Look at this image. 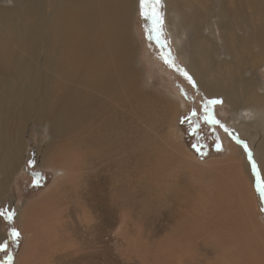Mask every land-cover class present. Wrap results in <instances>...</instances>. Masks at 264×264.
<instances>
[{
	"label": "rangeland",
	"instance_id": "1",
	"mask_svg": "<svg viewBox=\"0 0 264 264\" xmlns=\"http://www.w3.org/2000/svg\"><path fill=\"white\" fill-rule=\"evenodd\" d=\"M166 7L165 0H160L155 9L160 19L155 21L137 0L130 15L129 34L136 51L132 63L148 100L144 95L143 107L138 112L127 108L125 114L127 138L120 170L126 190H112L109 175L101 173L100 182L95 176L88 187L92 197L83 194L82 204H77L78 196L67 190L65 179L46 211L49 223L58 227V236H47L56 249L49 250L47 259L43 254L49 248L44 246L31 264H264V194L260 190L264 170L256 149L245 139L240 155L227 158L228 140H236L240 134L235 133L246 130L253 119L251 112H236L223 97L203 92L186 66L188 52L182 48L190 34L180 24L183 16ZM218 16L216 10L211 12L209 26L202 32L217 45L234 41V36L228 39L223 33ZM227 51L221 49L220 57H226ZM255 73L262 87L264 66ZM175 98L181 102L177 116ZM128 101L136 102L130 97ZM27 134V157L11 177L6 199L0 196V209L5 210L0 215V245H7L0 249V264H17L24 248L19 209L58 177L57 168L50 167L51 159L40 162L34 152L49 142L47 127L32 126ZM113 169L118 170L119 164ZM8 212L14 213L11 220ZM13 228L18 238L13 237Z\"/></svg>",
	"mask_w": 264,
	"mask_h": 264
},
{
	"label": "bare ground",
	"instance_id": "2",
	"mask_svg": "<svg viewBox=\"0 0 264 264\" xmlns=\"http://www.w3.org/2000/svg\"><path fill=\"white\" fill-rule=\"evenodd\" d=\"M136 5L137 0H0V196L6 199L10 179L27 157V131L32 126H46L50 135L46 145L35 148L36 159H51L50 167L58 172L45 191L19 209L26 242L17 264H31L44 246L49 248L44 258L56 249L47 236H58V227L49 223L46 211L65 179L67 190L78 196L77 204H82L83 194L92 197L90 183L95 176L100 182L105 173L112 190H126L120 170L127 138L125 114L127 108L138 112L144 95L148 100L132 63L136 51L131 17ZM165 5L183 16L180 24L190 34L182 48L188 52L186 66L203 92L223 97L236 112H251L246 130L228 140L227 158L240 155L245 139L256 149L264 170V82L261 87L255 73L264 66V16L255 17L264 14V0H165ZM214 10L223 33L234 41L217 45L202 32ZM221 49L228 50L226 57H220ZM173 106L177 116L181 102L175 98Z\"/></svg>",
	"mask_w": 264,
	"mask_h": 264
},
{
	"label": "snow or ice",
	"instance_id": "3",
	"mask_svg": "<svg viewBox=\"0 0 264 264\" xmlns=\"http://www.w3.org/2000/svg\"><path fill=\"white\" fill-rule=\"evenodd\" d=\"M160 2V0H141V4L143 7H145L147 9L146 11V15H150L155 21H158L160 19L159 14L156 12V5H158ZM253 167L255 168V162H253ZM258 179L259 176H258ZM261 184H264V180L261 181ZM261 192L262 194H264V187H261ZM0 215H5V210L4 209H0ZM14 216V213L12 212H8L7 213V218L9 220L12 219V217ZM12 235L14 238H18L19 237V232L13 228L12 230ZM7 245H0V249L6 248Z\"/></svg>",
	"mask_w": 264,
	"mask_h": 264
}]
</instances>
